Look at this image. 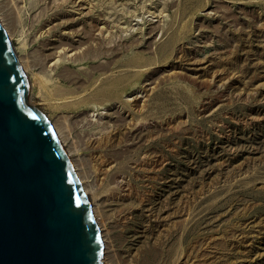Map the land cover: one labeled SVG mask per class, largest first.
<instances>
[{
	"label": "rangeland",
	"instance_id": "1",
	"mask_svg": "<svg viewBox=\"0 0 264 264\" xmlns=\"http://www.w3.org/2000/svg\"><path fill=\"white\" fill-rule=\"evenodd\" d=\"M58 1L38 16L47 2L26 0L14 22L0 0V16L35 67L26 102L73 134L89 199L133 144L129 231L107 204L123 264L150 246L156 264H264V0Z\"/></svg>",
	"mask_w": 264,
	"mask_h": 264
},
{
	"label": "water",
	"instance_id": "2",
	"mask_svg": "<svg viewBox=\"0 0 264 264\" xmlns=\"http://www.w3.org/2000/svg\"><path fill=\"white\" fill-rule=\"evenodd\" d=\"M0 20V264H105L89 197Z\"/></svg>",
	"mask_w": 264,
	"mask_h": 264
},
{
	"label": "bare ground",
	"instance_id": "3",
	"mask_svg": "<svg viewBox=\"0 0 264 264\" xmlns=\"http://www.w3.org/2000/svg\"><path fill=\"white\" fill-rule=\"evenodd\" d=\"M40 1H46L47 2V0H40ZM61 1H63L64 2V0H61ZM25 2H26V0H2V3L4 4V7L6 8V10H7V12H8V15L12 18V20L15 22L16 21V19H17V17H18V15H19V13H20V11H21V9L25 6ZM59 2L60 1H58V0H49L48 2H47V4H46V6H45V8H43L41 11H40V13L38 14V16H42V15H44V13L49 9L50 10V8L53 6V5H56L57 7H59ZM1 4V3H0ZM56 9V8H55ZM4 10V9H3ZM0 12H2L1 10H0ZM53 12V11H52ZM4 14V13H3ZM57 15V14H56ZM55 15V16H56ZM4 16V15H3ZM7 18V17H6ZM4 18H2L1 16H0V20H1V22H2V24H3V26H4V23L3 22H5L4 20H3ZM55 21V20H54ZM53 21V22H54ZM59 24V23H58ZM33 26V25H32ZM48 27H50V26H48ZM46 28V27H45ZM5 29H6V31H7V33L9 34V38L10 39H12V37H11V33H9V30L5 27ZM45 30V29H44ZM48 30V29H47ZM54 33V32H53ZM95 36V35H94ZM90 37V36H89ZM91 38H93V35H92V37ZM88 39H90V38H88ZM94 39V38H93ZM57 40V39H56ZM52 41V40H51ZM24 42V41H23ZM47 42V41H46ZM56 42V41H55ZM50 43V42H49ZM56 46V45H55ZM45 48V47H44ZM51 50L52 49H55V47L52 45L51 47H49ZM60 48V47H59ZM15 49V48H14ZM75 49V48H74ZM73 49V50H74ZM43 50V49H42ZM61 50H62V48H61ZM63 50H65V49H63ZM16 52V51H15ZM50 52V51H49ZM79 51H76V52H74L73 51V53L71 52H69L70 54H72V56H74V55H76L77 53H78ZM70 54H66L67 55V57H68V55L70 56ZM16 55H17V53H16ZM21 57V56H20ZM58 57V56H57ZM56 57V58H57ZM17 58H18V60H19V62H20V64H21V66H22V68H23V70H24V72H26V70L27 69H29V68H35L34 67V64H30L29 62H27V61H25V60H23V59H19V57H18V55H17ZM27 59H28V57H26ZM70 58V57H69ZM55 59V58H54ZM50 60H51V58H50ZM60 59L58 58L57 60H55L50 66H55V65H57L60 61H59ZM31 62H33V61H31ZM40 63V62H39ZM43 68V67H42ZM45 70V69H44ZM35 72V71H34ZM26 74V73H25ZM31 75V74H30ZM64 75V74H63ZM39 77L40 76H38V73L37 74H33V83H38V79H39ZM43 79V78H42ZM41 80V79H40ZM45 80V79H44ZM47 81V80H46ZM37 85V84H36ZM75 85H76V83H75ZM37 88V87H36ZM56 90H57V88H56ZM36 91V90H35ZM39 94H41V93H39ZM66 94H68V93H66ZM84 95V94H83ZM55 97V96H54ZM78 98V97H77ZM73 99H76V98H73ZM32 100V99H31ZM40 100H41V98H40ZM68 100V99H67ZM70 100H72V99H70ZM69 100V101H70ZM57 101H59V100H57ZM61 101V100H60ZM87 102H88V100H86ZM62 102V101H61ZM82 102V101H81ZM37 103V102H36ZM26 104H27V106L29 107V108H31V109H36V110H38L41 114H43L41 111H40V108L38 109L37 108V104H35V103H33L32 101H27L26 102ZM62 107V106H61ZM140 111V110H139ZM121 113V112H120ZM125 114V113H124ZM130 114V113H129ZM104 115V114H103ZM116 115V114H115ZM133 115V114H132ZM122 116V115H121ZM124 116V115H123ZM63 117V116H62ZM78 117V116H77ZM128 117V116H127ZM120 118V117H119ZM67 119V118H66ZM73 119V118H72ZM100 119V118H99ZM103 119V118H102ZM117 119V118H116ZM115 119V120H116ZM131 119V118H130ZM110 120V119H109ZM114 120V121H115ZM111 121V120H110ZM132 121H134L133 119H132ZM136 122V121H135ZM82 123V122H81ZM53 124V123H52ZM86 124V123H85ZM130 124V123H129ZM135 124V123H134ZM144 124V123H143ZM133 125V124H132ZM145 125V124H144ZM79 126V125H78ZM127 126V125H126ZM131 126V125H130ZM135 126V125H134ZM139 126V125H138ZM142 126V125H141ZM146 126V125H145ZM56 127V126H55ZM73 128H75V126L73 127ZM137 128V127H136ZM143 128H144V126H143ZM150 128V127H149ZM66 126H65V124H62V125H59L58 127H56L54 130H55V132H56V134H57V136H58V138H59V140H60V142H61V144H62V146L65 148V150H66V152H67V154H68V156H69V158H70V160H71V162H72V164H73V166H74V169H75V171H76V173H77V175H78V177H79V179H80V181H81V184H82V187H83V189H84V191H85V193L86 194H88V192H89V190H90V188H92L93 186H95V184H94V182H92L91 183V181H88L89 183H84V181H83V179L85 178V177H82V175L80 174L81 173V171L79 172V170H78V167H77V161L78 160H74L71 156H72V154H71V151H72V146H69L68 144H67V141H68V139H70V137L73 135H71L70 134V132H67V134H65L66 133ZM123 129H125V128H123ZM139 129V128H138ZM119 130V129H118ZM141 130V129H140ZM68 131V130H67ZM76 131V130H75ZM79 131V130H78ZM117 131V130H116ZM122 131V130H121ZM135 131V130H134ZM139 131V130H138ZM146 131V130H145ZM150 131V130H149ZM115 132V131H114ZM113 132V133H114ZM118 132V131H117ZM130 132V131H129ZM144 132V131H143ZM78 133V132H77ZM136 133V132H135ZM117 134V133H116ZM139 134V133H138ZM80 135V134H79ZM90 135V134H89ZM96 135V134H95ZM124 135V134H123ZM127 135V134H126ZM140 135V134H139ZM85 136V135H84ZM114 136V135H113ZM118 136H120V135H118ZM116 137V136H115ZM145 138H146V136H144ZM72 138H74V136L72 137ZM82 138V137H81ZM80 138V139H81ZM111 138H113V137H111ZM126 138V137H125ZM138 138V137H137ZM142 138V137H141ZM122 138H120V140H121ZM74 140H76V139H74ZM70 141V140H69ZM77 141V140H76ZM84 141V140H83ZM83 141H82V143H83ZM102 141H103V139H102ZM114 141H115V139H114ZM119 141V140H118ZM121 141H123V139L121 140ZM127 141V140H126ZM136 141V140H135ZM75 142V141H74ZM93 142V141H92ZM91 142V143H92ZM106 142V141H105ZM139 142V141H138ZM142 142V141H141ZM76 143V142H75ZM79 143V142H78ZM107 143V142H106ZM114 143H116V142H114ZM127 143V142H126ZM93 144V143H92ZM99 144H100V142H99ZM120 144H121V142H120ZM71 145H73V144H71ZM76 145H77V143H76ZM94 145V144H93ZM117 145H119V143L117 144ZM131 145H133V144H131L130 142L128 143V145H124V147L122 146H120V147H118V146H116V150L114 151V154L115 155H112V156H115L114 157V159L110 162V165L108 166V172H111V179H110V185H109V187H108V190H107V194H106V196L105 195H99L97 192H95L94 193V196H93V198H92V200L90 199V202H91V205H92V209H93V213H94V216H95V219H96V222H97V224H98V226H99V229H100V233H101V238H102V241H103V244H104V248H103V254H104V258H105V260H104V263L105 264H123V262H122V260H121V251H119L118 249H117V247H116V244H115V229H117V226H116V222H115V218L114 217H111V216H109V214H108V210H107V204H109L110 205V208H112L114 205L113 204H116L115 205V207H117V208H120V210H122V211H120V212H122L124 215V217H123V219H122V224H121V227L122 228H126V231H129L130 229H131V222H130V220L131 219H133L134 218V215H135V213H136V209L134 208V207H132V206H129V204H128V202H129V197H128V195L126 196V194H123V195H121V190H122V188L123 187H125V186H127L128 185V180H127V177H126V175L124 174V172L122 171V169H120V167L118 166V164H120L121 163V160H123V159H125L124 158V156H125V154H126V152H127V149L131 146ZM139 145V144H138ZM75 146V145H74ZM80 146V145H79ZM92 146V145H91ZM101 146H102V144H101ZM94 147V146H93ZM100 147V146H99ZM110 147V146H109ZM113 147V146H112ZM75 148H76V146H75ZM74 149V148H73ZM93 149V148H92ZM108 150V149H107ZM113 151V150H112ZM130 151V150H129ZM135 151V150H134ZM110 152V151H109ZM113 153V152H112ZM77 154V153H76ZM101 154V153H100ZM106 155H107V153H106ZM74 156V155H73ZM82 156V155H81ZM78 157L79 156H76V158L78 159ZM84 157V156H83ZM110 157V156H109ZM80 158V157H79ZM107 158H108V156H107ZM145 158V157H144ZM85 159V158H84ZM82 161V160H81ZM106 163H108V162H106ZM86 164H88V163H86ZM85 164V165H86ZM80 165H82V163L80 164ZM84 165V164H83ZM141 165V164H140ZM79 166V165H78ZM80 167V166H79ZM103 168H105V167H103ZM141 168V167H140ZM86 170V169H85ZM103 170H105V169H103ZM93 171V170H92ZM84 173V172H83ZM91 176H89V178H90ZM95 177V176H94ZM98 179H99V177H98ZM105 179V178H104ZM93 180V179H92ZM98 181V180H97ZM105 182V181H104ZM97 183V182H96ZM101 183V182H100ZM98 184H99V182H98ZM101 185V184H100ZM98 187V186H97ZM97 187H96V189H97ZM99 188V187H98ZM101 188V187H100ZM124 189V188H123ZM95 191V190H94ZM99 191V190H98ZM91 193V192H90ZM93 193H91V195H92ZM88 196V195H87ZM111 197H115V198H112V201L111 202H109V198H111ZM91 198V197H90ZM113 199H115L114 201H113ZM111 200V199H110ZM131 201V200H130ZM140 207V206H139ZM112 210H113V208H112ZM110 212V211H109ZM144 212V211H143ZM148 213V212H147ZM150 213V212H149ZM141 214V213H140ZM142 215V214H141ZM122 217V216H121ZM137 217V216H136ZM150 218V217H149ZM149 218H148V220H149ZM119 222V221H118ZM121 222H119V223H121ZM149 222V221H148ZM135 224V223H134ZM142 224V223H141ZM119 227H120V225H119ZM141 229V228H140ZM143 230H144V228H143ZM146 232V231H145ZM128 236V235H127ZM133 242V241H132ZM135 242V241H134ZM121 245V244H120ZM140 245V244H139ZM119 248V247H118ZM125 250V249H124ZM137 250V249H136ZM132 254V253H131ZM157 251H156V249L154 248H152V246H150V249L149 250H145L144 252H143V254L142 253H136L135 255H132V256H130L131 258V261H130V264H156L155 263V260H157ZM123 259V258H122ZM103 260V259H102Z\"/></svg>",
	"mask_w": 264,
	"mask_h": 264
}]
</instances>
